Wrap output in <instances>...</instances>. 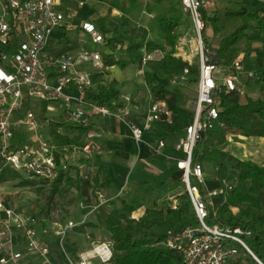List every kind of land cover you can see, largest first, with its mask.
Returning a JSON list of instances; mask_svg holds the SVG:
<instances>
[{
	"label": "built area",
	"instance_id": "2783aa9c",
	"mask_svg": "<svg viewBox=\"0 0 264 264\" xmlns=\"http://www.w3.org/2000/svg\"><path fill=\"white\" fill-rule=\"evenodd\" d=\"M179 1L182 10L190 18L194 38L191 39L188 33L180 35L170 56L166 48L148 50L144 47L141 51L143 67L169 57L182 59L189 65L196 60L199 65L194 118L175 145V151L182 156L174 158L181 172L182 193H186L191 200L197 226L187 228L177 238L169 231L167 245L181 251L184 264H264L247 243L252 237L249 230L208 224L210 209L215 211L218 206L213 202L214 198H225L235 185L230 180L220 179L216 190L204 192V167L193 158L195 147L204 135L214 131L217 126L225 128V124L220 121L222 109L217 96L225 90L237 92L242 97L245 95L240 86L242 75L247 80H257L259 76L244 70L243 58L232 63L228 74L221 71L216 63V49L207 46L203 38L207 13L213 7L211 0ZM255 1L261 6L264 17V0ZM59 7V0H0V167L26 173L30 178L48 185L57 178L59 167L56 161L58 149L51 139L42 135L36 114V110L42 109L44 104L47 111H54L59 106L66 118L77 125H89V119L93 116H116L128 125L137 142L156 123L172 121V113L162 101L151 104L141 127L129 118L130 98H124L126 105L118 102L113 104V108L87 100V92L94 88L91 73L77 68L92 64L98 70L101 55L85 48L77 55L55 56L48 52L53 34L65 22V15ZM82 29L94 45L105 43V37L95 25L84 23ZM188 74L189 68H186L183 75L175 78L172 84L184 82ZM21 129L27 130L23 138L18 137ZM165 148V140L159 139L150 150L159 157L164 156ZM75 151L91 159L98 149L88 139L83 142L81 149ZM63 161L68 165L67 154ZM173 205L176 208L175 201ZM39 225L34 217L7 206L0 199V264H19L24 253L37 254L46 264H51L50 247L39 239V232L44 237H54L62 246L70 230L82 223L52 222L50 226L38 230ZM14 229L23 233L24 252L14 250ZM113 260V242L104 240L92 242L88 251L78 259L69 260V263L112 264Z\"/></svg>",
	"mask_w": 264,
	"mask_h": 264
},
{
	"label": "trees",
	"instance_id": "16d2710c",
	"mask_svg": "<svg viewBox=\"0 0 264 264\" xmlns=\"http://www.w3.org/2000/svg\"><path fill=\"white\" fill-rule=\"evenodd\" d=\"M158 11L150 25V31L157 35V39L148 42H131L125 50V55L121 59L107 63V66L117 65L125 69L132 64L140 65L142 48L146 47L148 50L162 48L161 42L172 49L175 48L180 37L178 29L187 21L181 4L174 3L173 0L168 7ZM235 15L242 17L243 25L222 40L219 48L216 49L218 66L236 60L240 52L233 49L248 38L249 30L255 28L264 34L262 11L260 13L241 9ZM216 20L217 18L214 17L213 21ZM251 21L255 25L250 24ZM102 34L106 37L108 31L105 30ZM105 39L109 44L114 42L107 37ZM205 43L210 47L207 39ZM245 54L242 61L244 70L259 76L257 80H247L246 84L264 83V56L261 54L257 62L253 64L250 62V51H245ZM146 67L148 70L145 72V79L154 84L151 89L154 101L165 102L172 113L171 123L158 122L154 125V135L157 138L179 137L194 118V110L187 105L188 98L185 90L188 85L198 83L199 65L197 62L189 65L182 59L169 57L161 62L150 63ZM186 68H189V74L184 82L173 85L172 81L181 77ZM102 76V72L91 74L94 89L87 92L86 98L97 105L113 108V104L119 102L121 92L113 85H102ZM157 79L167 81L168 85L158 87ZM217 101L222 109L220 121L225 124L226 130H233L247 137L264 138V98L250 99L246 104H242L237 92L223 90L217 96ZM43 111H47L46 104L43 105ZM250 115L258 116L259 121L256 126L252 125ZM50 129L51 142L58 149L56 161L59 167L57 178L52 183L48 185L36 179H25L21 172L0 167V183L19 179L21 187L41 185L38 189L40 192L43 191V186H49L46 219L50 217L57 200L67 196L70 187L76 185L79 189V182L82 180L79 172H77V179L74 180L70 174V166L66 165L63 159L69 152L82 148L90 126L70 125L60 121L51 125ZM60 129L63 132H60ZM205 138L204 135L195 147L194 161L202 163L208 157H215L220 165L227 164L236 172V177L232 180L235 187L227 192L225 201L219 204L215 211L210 209L208 223L220 227H240L249 230L252 233L249 247L264 262V202L257 198L264 192V167L240 160L225 151H212L205 142ZM80 162L90 164V159ZM94 165L97 167V173L94 176V191H96L101 181L108 180L109 184L111 181L108 165L99 156H95ZM247 183L248 189L245 190ZM179 185L177 183L176 186ZM153 186L154 183L151 181H141L136 188L138 196L128 201L121 198L110 201V213L103 226L110 234V240L114 246L112 264H184L181 251L167 245L169 241L167 233L170 231L173 237L177 238L187 228L197 226L193 205L189 196L181 193L176 197V208H174L173 201L162 200V195L156 192ZM145 203H147L145 214L137 220L133 219L132 214L145 206ZM233 209H238L237 213H234Z\"/></svg>",
	"mask_w": 264,
	"mask_h": 264
},
{
	"label": "crops",
	"instance_id": "0c3cea01",
	"mask_svg": "<svg viewBox=\"0 0 264 264\" xmlns=\"http://www.w3.org/2000/svg\"><path fill=\"white\" fill-rule=\"evenodd\" d=\"M59 1V10L64 13L65 22L53 34L48 52L55 56L61 54L77 55L84 48L99 52L101 65L98 70L92 64H84L77 69L88 71L91 74L102 72L101 84L105 86L113 85L117 88L121 92L119 102L124 103V98L131 99V103L128 105L130 110L129 118L137 125L143 127L149 108L154 102L151 92L154 84L145 79V72L148 68L143 67L141 64H132L122 69L117 65L107 66V63L121 59L125 55L126 48L133 41L148 42L156 40L157 35L150 31V25L158 14V10L168 7L173 0ZM175 2L180 3L179 0H174ZM254 2L256 3L255 7L259 6L262 11L261 6L256 1ZM252 6L254 7V5ZM241 9L246 8L243 5ZM206 20L208 21V16ZM207 21V41L210 47L217 49L226 37H223L219 29L214 30L211 27L207 29ZM84 23L95 25L101 34L105 30L108 31L106 37L114 42L109 44L105 39L104 44L94 45L90 36L82 29ZM212 37L215 38L216 42L210 41ZM161 47L166 48L168 56L171 55V47L164 42H161ZM250 49V62L255 64L261 54L264 56V44L250 45ZM255 49L258 52H255ZM245 55V52H241L236 60L244 59ZM223 66L225 68L221 71L224 74H228L231 65ZM243 77L245 78V76ZM242 78L240 86L245 91V95L240 97L242 104H246L250 99L264 98V83L246 84L247 79ZM166 85H168L167 81L157 79L158 87ZM195 86L197 98V84ZM72 93L76 94L75 91ZM124 105L126 104L124 103ZM55 110L58 111L59 115L65 117L62 108L56 106ZM252 118L257 120L252 122V125L256 126L259 118L257 115H250L249 119L252 120ZM68 124L76 125L72 122ZM89 126L90 131L84 141L89 139L94 142L98 152L90 159V164H82L80 162L86 160V158L79 151L74 150L67 154L68 160H72L68 164L71 168L70 174L72 178L74 180L77 179V172H79L82 180L79 182V189L76 185L70 187L67 196L58 200V208L66 216L65 222L74 221L82 223V225L70 230L62 246H59L57 239L54 237H44L39 232V239L46 242L50 247L49 261L51 264H70L69 260L81 257L84 252L91 248L92 242L110 239V234L103 226L110 213V201L118 198L128 201L134 196H138L139 193L136 188L141 181L153 182V188L162 195V200L176 201V197L183 192L181 172L177 169L174 160V158L182 156L175 151L177 136L157 138L152 129L150 132H146L141 141L137 142L133 138L128 125L116 116H93L89 119ZM216 131H221L225 136H230V141L234 138L236 143L230 145L228 154L240 160L250 161L264 167V138L243 136L236 131L226 130L217 126L205 138V142L212 151H216V146H213L216 144V140L211 141L212 139L209 140V138ZM159 139L165 140L166 148L164 149V156L156 157L152 154L150 147L155 145ZM95 156H99L108 165L111 181V184H109L108 180L101 181L96 191H94V176L97 173V167L94 165ZM215 160V157H208L205 161H209L212 164V161ZM205 161L202 162L206 175L203 191L210 192L219 187L220 178H216L214 172H209ZM177 183L180 185L176 186ZM224 201L225 198L222 197H216L213 200L217 205ZM5 203L10 206L8 202L5 201ZM146 208L147 203L134 212L132 218L136 220L141 218L145 214ZM45 221L44 219L42 222L39 221L38 230H41L42 227L50 226L52 223H46ZM13 240L14 250L16 252H24L25 239L23 233L14 229ZM1 254L2 252L0 251V257ZM19 264L46 263L37 254L24 253Z\"/></svg>",
	"mask_w": 264,
	"mask_h": 264
},
{
	"label": "rangeland",
	"instance_id": "374dc122",
	"mask_svg": "<svg viewBox=\"0 0 264 264\" xmlns=\"http://www.w3.org/2000/svg\"><path fill=\"white\" fill-rule=\"evenodd\" d=\"M213 2V7L211 10L208 11V28L211 27V29H219L223 35V37H228L231 34H233L238 28H240L243 25L242 17L236 16L242 6H245V10L248 11H255L260 12L261 9L259 6L255 7V0H211ZM254 5V7L252 6ZM184 13V11H183ZM185 19L187 20L185 24H183L179 31L180 35H183L185 33H188L191 37V39L194 38V34L191 31V21L187 14L184 13ZM216 17L217 20L214 22L213 18ZM250 24L255 25L253 21L250 22ZM209 31V30H208ZM207 30L203 33L204 42L207 39ZM211 42H216L215 38H210ZM257 43L264 44V34H261V32L258 29H251L248 31V38L244 41H242L236 48L233 50L241 52L245 51H251L250 45H254ZM206 44V43H205ZM237 49V50H236ZM255 52H258L255 49ZM196 62V60H195ZM231 63H223V65L230 66ZM221 66L220 69L223 71L225 66ZM243 77V76H242ZM246 79V78H242ZM185 93L187 95L188 101L187 105L190 109H194L195 106V99H196V86L195 85H188ZM38 105L39 103L36 102ZM36 114L39 118V124L41 126V133L44 137L51 138V125L55 124L56 122L64 121L67 123H70V121L66 118V116H62L58 114V111H43L42 109H37ZM255 116V115H253ZM251 119V118H250ZM257 119V118H256ZM257 120H254L252 118L251 122H254ZM63 132V131H60ZM27 135L26 129H21L18 133V137H25ZM214 135V136H213ZM210 135L209 140L214 141L216 140V144L213 146H216L217 151H225L228 152L230 149V145L236 143L234 142V138L230 141V136H225L221 131H216V133ZM208 137V133L205 135ZM212 136V137H211ZM212 146V145H211ZM214 148V147H213ZM233 149V148H232ZM71 159H69L67 162L68 164L71 163ZM213 163L210 164L209 161H205V165L208 168L209 172H214V175L216 178L220 179H227L232 182L233 179L236 177V172L231 168V166L224 164L220 165L218 159L215 161H212ZM23 177L25 179H33L30 178L26 173L21 172ZM219 179V180H220ZM21 180H14L10 182L0 183V199H2L4 202H8V204L14 208L15 210L24 212L28 216L34 217L38 224H40L39 221L42 222V220H46V222H59V223H66V216L59 210L58 208V200L56 202L55 208L51 210L50 217L46 219V210L48 207L47 204V197L49 194V186H43V191H38L39 187L41 185L36 186H30V187H21L20 186ZM38 181V180H36ZM248 189V183L245 184V190ZM259 200L264 202V192H262L258 197ZM238 210H233L234 213H237ZM139 219V218H138ZM208 222V221H207ZM43 224V223H42ZM209 224V223H208ZM211 225V224H209ZM110 240V239H108ZM111 241V240H110ZM249 245V240L247 241Z\"/></svg>",
	"mask_w": 264,
	"mask_h": 264
}]
</instances>
